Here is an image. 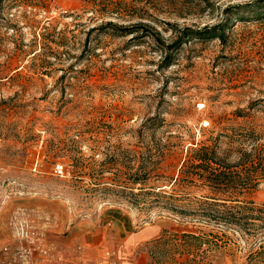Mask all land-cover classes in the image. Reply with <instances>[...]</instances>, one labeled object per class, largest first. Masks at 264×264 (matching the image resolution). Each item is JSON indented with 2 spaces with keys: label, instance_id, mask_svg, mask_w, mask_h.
Returning a JSON list of instances; mask_svg holds the SVG:
<instances>
[{
  "label": "rangeland",
  "instance_id": "374dc122",
  "mask_svg": "<svg viewBox=\"0 0 264 264\" xmlns=\"http://www.w3.org/2000/svg\"><path fill=\"white\" fill-rule=\"evenodd\" d=\"M258 1L0 0V264H126L138 249L147 264H263L260 235L157 195L190 147L264 133V16L236 21ZM244 198L264 204V182Z\"/></svg>",
  "mask_w": 264,
  "mask_h": 264
},
{
  "label": "trees",
  "instance_id": "16d2710c",
  "mask_svg": "<svg viewBox=\"0 0 264 264\" xmlns=\"http://www.w3.org/2000/svg\"><path fill=\"white\" fill-rule=\"evenodd\" d=\"M239 13L236 21L263 18L264 0H259L253 7L250 4L242 5L240 11H236V14ZM106 25L117 35L139 30L113 23ZM187 30L198 36L202 34L201 31ZM210 30L212 36L223 38V25ZM185 34L183 32L182 36ZM237 112L236 117L246 116L241 111ZM240 126L217 132L210 137V144L200 142L190 147L178 176L169 184L174 192H159L157 195L167 199V203H164L167 204L166 208L196 222L214 223L236 228L249 235H260L261 240L254 252L264 264V204L256 205L244 198L247 191L260 181L264 182V133ZM132 181L140 182L134 178ZM191 187L200 190L201 194L191 195ZM189 236L199 238L198 235H184L186 238ZM215 238L223 239L218 235Z\"/></svg>",
  "mask_w": 264,
  "mask_h": 264
},
{
  "label": "crops",
  "instance_id": "0c3cea01",
  "mask_svg": "<svg viewBox=\"0 0 264 264\" xmlns=\"http://www.w3.org/2000/svg\"><path fill=\"white\" fill-rule=\"evenodd\" d=\"M155 228L157 227H154V226H144V227H141V228H138L135 232H134V236L133 237H125V240L122 241V246H121V249L120 251H118V253L122 252V254H125V252L127 254H131L136 251V248H137V243L140 242V240H143V239H147L151 236H153V231H155ZM93 241L94 242H91V246H94L96 247L95 245H102L103 242H104V238H102L101 240H98L97 237L93 238ZM125 241V242H124ZM99 251H102L99 249ZM147 253H145L144 251L142 252L141 249H138L135 257H133V259H129V261L126 262V264H128L130 262V264H147ZM117 262V264H121V262H123L121 259L120 261ZM83 264V263H81Z\"/></svg>",
  "mask_w": 264,
  "mask_h": 264
},
{
  "label": "built area",
  "instance_id": "2783aa9c",
  "mask_svg": "<svg viewBox=\"0 0 264 264\" xmlns=\"http://www.w3.org/2000/svg\"><path fill=\"white\" fill-rule=\"evenodd\" d=\"M62 171H63V169H62V167H61L60 165H56V166L54 167V173H55V174H57V175H61V174H62Z\"/></svg>",
  "mask_w": 264,
  "mask_h": 264
}]
</instances>
